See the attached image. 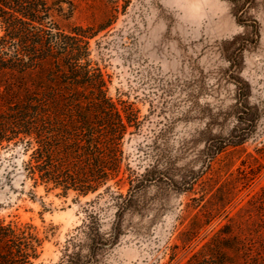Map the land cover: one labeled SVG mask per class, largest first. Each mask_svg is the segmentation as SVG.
<instances>
[{
  "label": "rangeland",
  "instance_id": "374dc122",
  "mask_svg": "<svg viewBox=\"0 0 264 264\" xmlns=\"http://www.w3.org/2000/svg\"><path fill=\"white\" fill-rule=\"evenodd\" d=\"M60 1L69 18L62 25H110L91 40L92 59L109 96L137 112L124 169L144 176L141 189L121 190L135 196L122 214L104 188L61 196L34 187L22 147L2 150L0 221L36 227L43 244L34 264H60L67 249L81 253V264H189L230 217L234 235L259 232L264 247V0ZM240 134L243 144L225 146ZM215 192L231 204L189 242L199 209L187 205ZM231 254L242 262L241 252Z\"/></svg>",
  "mask_w": 264,
  "mask_h": 264
},
{
  "label": "trees",
  "instance_id": "16d2710c",
  "mask_svg": "<svg viewBox=\"0 0 264 264\" xmlns=\"http://www.w3.org/2000/svg\"><path fill=\"white\" fill-rule=\"evenodd\" d=\"M64 12L60 0H0V156L2 150L22 147L28 156L23 163L26 179L34 187L60 190L61 196H88L104 188L124 214L135 197L121 192L124 185H130L128 194L143 185L144 175L124 169V143L132 128L139 130V117L131 105H119L109 96V81L92 59L91 40L110 25H62L61 20L69 19ZM246 139L233 136L225 146ZM225 146L215 149L211 161ZM126 172L127 179L121 177ZM194 184L189 182L188 190ZM217 192L202 205H187L199 209L187 230L189 242L231 204L229 195ZM232 222L230 217L231 224L189 264H235L234 251L243 255L240 264H251L255 256L260 264L264 247L257 243L262 235H234ZM32 231L36 227L31 224L0 221V264H34L39 259L43 240ZM97 241L91 240L92 248L97 249ZM67 251L60 264H81L80 252Z\"/></svg>",
  "mask_w": 264,
  "mask_h": 264
}]
</instances>
